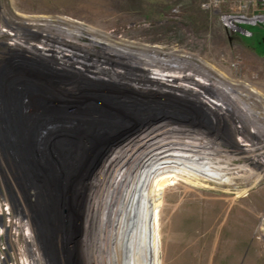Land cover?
I'll use <instances>...</instances> for the list:
<instances>
[{"label":"rangeland","instance_id":"1","mask_svg":"<svg viewBox=\"0 0 264 264\" xmlns=\"http://www.w3.org/2000/svg\"><path fill=\"white\" fill-rule=\"evenodd\" d=\"M206 1L0 0V198L22 205L20 212H12L9 235L1 238L0 248L5 250L0 251V264L89 263L93 255L86 242L91 234L85 218L89 180L112 152L136 137L147 123L160 122L181 127L196 139L207 136L212 150L209 156L194 158L203 161L195 164H206L205 171L212 169L208 172L221 180L172 172L163 175L147 197L144 218L140 212L134 231L128 229L126 234L129 239L135 230L143 232L142 258L136 262L138 255L128 246L125 264H264L260 164L264 148L253 149L264 136L257 133V124H245L231 108L221 116L210 112L196 96L195 81L141 89L140 78L131 73L111 75L103 70L96 74L110 81L91 82L81 73L61 70L60 61L19 51L21 44L37 50L46 46L59 53L74 52L82 60L101 58L96 61L101 64L111 56L99 55V45L89 47L91 39L129 41L126 49L137 53L183 55L190 63L184 68L188 78L214 90L217 85H238L239 94L234 86L228 88L243 100L239 106L246 109L247 100L263 111L258 100H264V20L259 18L264 0H249L251 9L245 13L257 15L259 22L236 24L234 29L224 23L228 11L206 9ZM205 73L209 80L202 79ZM88 75L95 74L92 70ZM53 95L61 98L59 104L52 102ZM68 101L76 103L71 108ZM77 107L86 110L78 114ZM70 116L93 122V139L99 146L81 179L77 174L66 179L71 156L67 155L68 140L75 142V138L65 135L63 123L51 120L56 117L63 122ZM58 178L59 185H51L57 180L50 179ZM129 207L135 216L136 200L131 199Z\"/></svg>","mask_w":264,"mask_h":264},{"label":"bare ground","instance_id":"2","mask_svg":"<svg viewBox=\"0 0 264 264\" xmlns=\"http://www.w3.org/2000/svg\"><path fill=\"white\" fill-rule=\"evenodd\" d=\"M57 30L59 29L57 28ZM63 31H66L65 33L73 34V31H71V29H64ZM16 34H14L15 37L13 38L15 40L18 39V35ZM74 35L79 36L80 34L75 33ZM44 39L47 38L44 37ZM62 40L64 39L59 38L60 42H62ZM91 40L93 42L90 41L89 47L99 45L101 47V50L98 53L99 55L111 56H106V63H101L107 64V66L102 67L101 64H96V61L100 60L101 58L94 59V61L91 57V60L88 59L90 61L89 62L88 60H82L78 58L76 56L77 54H71L74 52L59 53L58 51H53L51 50L52 48L50 49L46 46H41L40 48L42 49H38L40 51L39 52L34 46H24L21 44L22 50L19 49V51L25 53H22L21 55H26L28 53L31 54L32 52H34V55L38 54V57L40 58L44 57L43 59H45L48 56V58L54 61H60L62 65L60 66L62 67L61 70H65L66 72L70 73H81L84 75V78L91 82H109V78L106 79L96 74V72L101 73L103 70L107 74L111 75L118 74L119 72L122 73L123 71L131 73L132 76L140 78L139 80L142 82L141 84H143L142 87H137L134 85L133 86L136 88L141 87V89H147L146 86L152 84H156L158 86L157 88L159 89H161V87L166 84L168 86H174L172 84H169L171 81L177 82L178 80H180L183 83H191L195 81L193 83L198 86H195V89L198 90L196 96L199 99L200 103L204 104L203 106H205L206 109L216 115L221 116L225 113L224 109L231 108L235 110V112H237V115L243 117V122L245 121V124H257V133L260 136H264V122L261 123L256 121L258 119L259 121H264V109L263 111L256 110L254 107H252V104L248 103L247 100L244 101L246 102V109L239 106V102L241 103L243 100L240 101V96L234 94L232 90L228 88L230 86L233 88L234 85H228V87L224 88V86L216 84L217 87L214 90L213 88L207 86V83L188 78L189 76L184 73V68L190 65V63L188 62V59H184L182 57L183 55L165 52L163 53L161 51V53H154L153 51H151L152 53H137L126 49V47L131 46L129 44V41L118 42L113 40L112 42H107L104 40V42L102 43L95 38ZM64 42L66 41H63L61 44H63ZM75 43H69L68 45L71 46ZM118 45H123L125 46V48H120ZM161 54L168 55V57L163 58ZM92 70L95 75H88V73ZM104 71L102 73H104ZM172 71L179 74L175 75L169 73ZM168 73L172 78L168 77ZM202 79L209 80L206 73L204 74V76H202ZM177 87L179 86L177 85ZM239 88L240 87L238 85L234 86V89L238 91V94L241 93V91H239ZM69 96H72L73 98L79 97L78 95ZM52 97V102L54 104H59V102H61L60 97L56 98L54 95ZM202 97H204V99ZM212 98L217 100L212 101ZM95 100L97 101V98ZM258 101L262 103V106L264 108V100ZM69 102L71 104H69ZM75 103L76 102L72 101L67 102V104L71 108V105H75ZM77 109V113L79 114L83 112L85 108L77 107ZM246 110L248 112H246ZM66 119L67 121H65L64 119V121L62 122L63 119L61 120L60 118L58 119L56 117H53L51 120H58V122H61V125L63 123V127L67 129L68 133H65V135H68L67 137H69V139L75 138V142L68 140L70 148L67 155L71 156L70 160L67 163V165H69L67 167L69 170H67L66 172V179L69 176H73L74 174H77V177L79 176L81 179L84 178L85 173L89 169L88 167L92 165L93 159H91V156L93 155V153L95 155V153H97L99 149L98 143H95L93 139V136H96V133L94 130L93 122H90L83 117L70 116ZM45 120L46 119H44V123ZM72 120H74L75 122H72ZM79 121L81 122L80 124H78ZM83 122H86L85 125H81L83 124ZM61 125H59V127ZM95 129L100 132L99 127ZM93 130L94 132H92ZM53 132H55V129ZM75 132H77V134H75ZM190 134L191 133H189L188 131H182L181 127L175 125L172 126L169 123H147L144 129L138 132L136 137L128 141L124 146L120 147L117 152H112V155H109L108 159L103 162V166L101 167V169L98 172H95L94 176L91 177V179L89 180V189L85 197V218L87 219L89 227L91 228V234L86 239V242L93 255H91L90 252L91 256H89V263L87 264H90V262L93 264H125L126 256L128 255V246H132L135 256L138 255L137 258H135L136 262L140 261L142 257L141 255H139V252L142 251L145 245L142 236L143 232H138L135 230V232H133L129 239L126 234L128 232V229H130V232H132V230L134 231V226H137L139 222L138 216L139 214L141 215L140 212H143L142 216L144 218V209L145 207H149V203H146L147 197L149 196L150 192L152 193L154 187L159 184L158 182L161 178H163V175L172 172L177 175H183L192 178H203V180L205 181L210 180L207 177L221 180L219 177H214L212 173L208 172L212 169H208V171H205L204 166L206 164H195L196 162L203 163V161H198L194 158L204 156L205 154L209 156L208 150L212 149L209 148L206 143L210 140H207V136H201L200 138L196 139ZM184 135H186V137H183ZM38 136L36 135V137L34 138V140L36 141V146L38 145ZM259 144L261 145L258 147H253V149L257 150L260 148H264V140H262V142ZM187 163H190V166L187 165ZM54 164L56 166V159L54 161ZM260 164L263 166V174L264 162H261ZM73 167H76L75 170H72ZM199 167H202L204 170L199 169ZM78 170L79 172H77ZM200 172L205 174L206 177ZM221 172L224 173V171ZM51 180H57V182L51 184L54 185V187H56V185H59V178L50 179V181ZM226 181L227 180L223 179V182ZM227 182H229V180ZM131 199L136 200L135 216H131L129 212V210L131 209L129 207ZM44 217L46 218V215H43V218ZM129 217L130 220L128 222ZM143 218H141V220ZM142 226H144L143 220L141 227ZM72 251L73 252H70L69 254L71 256L75 252V249H73ZM122 254L125 255L122 256ZM72 264H74V262H72Z\"/></svg>","mask_w":264,"mask_h":264},{"label":"built area","instance_id":"3","mask_svg":"<svg viewBox=\"0 0 264 264\" xmlns=\"http://www.w3.org/2000/svg\"><path fill=\"white\" fill-rule=\"evenodd\" d=\"M203 7L206 9H222L225 8L228 13H226V19L224 23L226 25H231V29L237 28L239 24H256L258 19L264 20V12L260 11L262 14L251 16L245 13L248 12L250 8L249 0H207L203 3ZM223 16V15H222ZM237 24V25H236ZM22 205H13L8 199L4 197L0 198V244L2 245L1 238L10 232V221L12 212H20ZM9 235V234H8ZM5 250L4 247L0 248V251ZM3 260V257L1 258ZM4 261V260H3ZM5 262V261H4Z\"/></svg>","mask_w":264,"mask_h":264},{"label":"flooded vegetation","instance_id":"4","mask_svg":"<svg viewBox=\"0 0 264 264\" xmlns=\"http://www.w3.org/2000/svg\"><path fill=\"white\" fill-rule=\"evenodd\" d=\"M2 66H0V69H1Z\"/></svg>","mask_w":264,"mask_h":264}]
</instances>
